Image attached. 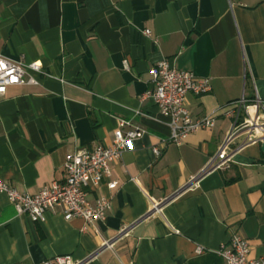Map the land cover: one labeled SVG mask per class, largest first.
I'll list each match as a JSON object with an SVG mask.
<instances>
[{"label":"crops","instance_id":"crops-1","mask_svg":"<svg viewBox=\"0 0 264 264\" xmlns=\"http://www.w3.org/2000/svg\"><path fill=\"white\" fill-rule=\"evenodd\" d=\"M0 53L41 63L40 72L28 70L37 84L9 86L0 100V177L17 189L62 182L66 156L109 145L119 120L143 131L110 164L109 178L88 189L91 202L110 200L95 224L100 237L60 212L33 222L0 193V264L64 254L83 264H223L217 250L234 232L248 258L264 255L260 143L206 171L231 126L227 104L264 101V0H0ZM163 59L211 81L186 103L195 117L214 115L215 125L179 144L168 141L170 119L145 96L149 70ZM103 239L113 244L98 251Z\"/></svg>","mask_w":264,"mask_h":264},{"label":"built area","instance_id":"built-area-1","mask_svg":"<svg viewBox=\"0 0 264 264\" xmlns=\"http://www.w3.org/2000/svg\"><path fill=\"white\" fill-rule=\"evenodd\" d=\"M142 33L149 35L150 30L144 29ZM123 68L128 69L126 61L123 62ZM28 70L40 72L41 63L14 62L0 53V100L9 86L38 83ZM149 72L151 86L145 96L150 97L160 113L170 119L169 142L179 144L188 134L215 125L214 115L195 117L186 103L188 94L202 95L210 91V78L197 77L190 71L174 69L165 59L158 61ZM224 114L231 118V126L206 171L226 165L232 154L245 145L264 141V101L260 98L241 97L228 103ZM142 134V129L133 126L129 121L119 120L109 145L99 144L92 148L75 150L66 156L65 179L62 182H52L35 193H28L8 184L0 177V193L7 196L19 214H26L33 222L40 221L47 211L60 212L65 220L80 218L85 224L93 225L94 233L100 237V231L95 224L106 218L110 200L99 197L91 202L88 189L97 188L103 180L109 178L110 164ZM238 136H242L241 141L230 148L233 139ZM153 152L157 155L158 148L154 147ZM197 177L190 179L188 185H195ZM107 186L113 189L116 183L108 181ZM162 203L154 202L151 211L159 212ZM84 229L85 225L82 230ZM112 244L111 240L103 239L98 251L111 247ZM201 252L202 248L197 247L196 253ZM217 252L222 257L223 264H264V255L248 258L249 245L238 232H234L228 242L222 243ZM35 264H83V260L64 254Z\"/></svg>","mask_w":264,"mask_h":264},{"label":"water","instance_id":"water-1","mask_svg":"<svg viewBox=\"0 0 264 264\" xmlns=\"http://www.w3.org/2000/svg\"><path fill=\"white\" fill-rule=\"evenodd\" d=\"M261 151L264 153V141L260 143Z\"/></svg>","mask_w":264,"mask_h":264}]
</instances>
